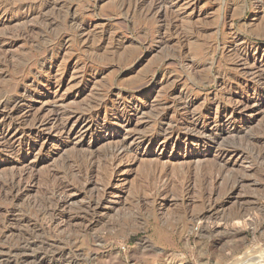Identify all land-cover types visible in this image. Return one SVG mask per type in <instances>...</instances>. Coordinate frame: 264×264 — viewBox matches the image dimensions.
<instances>
[{
    "label": "rangeland",
    "instance_id": "1",
    "mask_svg": "<svg viewBox=\"0 0 264 264\" xmlns=\"http://www.w3.org/2000/svg\"><path fill=\"white\" fill-rule=\"evenodd\" d=\"M169 1L0 0V120H69L67 130L78 118L99 123L83 140L54 135L50 125L21 144L12 143L14 129L0 136V253L30 240L29 253L43 255L9 264H53L61 249L63 264H242L264 249V6ZM250 101L259 111L236 117L243 133H227L233 122L213 125L217 111ZM124 107L139 111L133 121L120 117ZM194 126L218 130L220 140ZM164 135L206 145L164 147ZM117 142L127 151L114 163ZM193 150H210L209 159L189 162ZM13 176L24 186L17 202L7 196ZM53 189L61 199L74 195L63 219L80 222L64 232L45 226L58 201ZM107 189V225L84 230L86 204ZM202 223L227 234H201Z\"/></svg>",
    "mask_w": 264,
    "mask_h": 264
},
{
    "label": "bare ground",
    "instance_id": "2",
    "mask_svg": "<svg viewBox=\"0 0 264 264\" xmlns=\"http://www.w3.org/2000/svg\"><path fill=\"white\" fill-rule=\"evenodd\" d=\"M169 1V0H168ZM170 2V1H169ZM263 2H264V0H257L256 1V5L258 6V5H260L261 7L262 6H264V4H263ZM170 4V3H169ZM259 8V7H258ZM31 15V14H30ZM22 16V15H21ZM189 29V28H188ZM192 30V29H191ZM187 32V31H186ZM233 46H231V47H229V49L231 50V48H232ZM242 67V66H241ZM255 71V70H254ZM260 98V97H259ZM7 99V98H6ZM8 100V99H7ZM16 101V100H15ZM7 102H9V101H7ZM248 102V101H247ZM12 103V102H11ZM13 105V104H12ZM108 105V104H107ZM121 105V104H120ZM186 105V104H185ZM257 105L258 104H256L255 102H251L250 101V103H245V102H239V104L235 107V108H233L231 111H217L216 113H217V118H216V120L217 121H214V123H213V125L214 126H216L217 127V125L218 124H224L223 126H225V125H227V124H230V123H232L233 122V124H232V130L233 131H230V132H227V133H230V134H232V133H234V134H240L241 132H242V129H240L239 127H237V125H236V123H235V119H236V117L238 116V115H243V119H248V120H253L254 118H253V115H252V113H256V111L258 110L259 111V109L257 108ZM104 105H101V106H98V108L100 109V108H102ZM97 107V106H96ZM9 108V107H8ZM109 108V107H108ZM141 108V107H140ZM0 109H2V106H1V108ZM119 109V108H118ZM186 109V108H185ZM248 109H250L251 110V112H249V111H247ZM123 110H124V112L123 113H120L119 115H120V117L122 118V119H126V121H128L129 120V122H131V121H133V119L135 118V116L138 114V110H137V108H129V107H124L123 108ZM22 111V110H21ZM257 111V112H258ZM262 111V110H261ZM20 112V111H19ZM18 112V113H19ZM17 113V112H16ZM17 113V114H18ZM23 113V112H22ZM248 113V114H247ZM254 113V114H255ZM21 114V113H20ZM19 114V116H21ZM28 114V113H27ZM95 114V113H94ZM16 115V114H15ZM141 115V114H140ZM249 115V116H248ZM19 116H18V118H19ZM14 117H16V116H14ZM13 116H10V115H5L1 120H0V136L1 137H3L4 139H5V135L7 134V133H9L11 130H15V133H18L16 136H15V138H13L14 139V141L12 142V143H14V142H19L20 144L23 142V140H26V139H30V134L32 133V132H40L42 129H44V127L45 126H47L48 127V125H50L49 127H51V131H52V134H54V135H56V134H58L59 136L61 135V134H65L68 138H70V137H72V136H79V138L81 139V140H83V139H87V137H93L96 133H97V131H98V129H99V123L98 122H96V121H94L93 119H94V117H93V119H91V116H89L88 117V120L86 119V118H78V120L77 121H75V123L73 124V126L71 127V129L70 130H67V125H68V122H69V120H62L60 123L59 122H57L56 121V119H54V120H49V121H47V120H40V119H38V118H34V120L33 121H31L32 123L31 124H28L27 122H29V121H26V117L24 118V117H22V118H20V120H18V121H16L15 120V118H14ZM71 118V117H70ZM17 119V118H16ZM31 119H33V118H31ZM43 119V118H42ZM200 119L201 118H199V119H195L194 121V125H197L198 126V124H199V122H200ZM204 119V118H203ZM193 120V119H192ZM202 120V119H201ZM60 121V120H59ZM250 122V121H249ZM190 124V123H189ZM184 124H182L181 126H183ZM236 125V126H235ZM69 126V125H68ZM201 127V126H200ZM215 127V128H216ZM214 128V129H215ZM47 129V128H46ZM194 129L195 130H193V132L194 131H197L199 134H201V135H203V136H205V137H207L210 141H212V142H214L215 141V144L217 143V140H220V134L219 133H217L216 131H218V130H213V131H211V132H205V131H201V130H198L197 129V127L196 126H194ZM218 129V128H217ZM229 129V128H228ZM46 131V130H45ZM50 131V130H49ZM170 131V130H169ZM227 131V130H226ZM185 132V131H184ZM216 132V133H215ZM219 132V131H218ZM174 133H176V132H174ZM223 133H225V130H224V132ZM226 133V134H227ZM243 133V132H242ZM178 134V133H177ZM222 134V133H221ZM8 135V134H7ZM19 135H20V137H19ZM161 135V134H160ZM170 135V134H169ZM238 135L236 136V137H238ZM27 136L29 137V138H27ZM230 136V135H229ZM66 137V138H67ZM164 142H163V145H164V147H166V146H168V145H173L174 147H177V149L178 148H181L182 146H181V144L182 143H184L185 142V144L187 145V144H189V143H194L193 145H195L196 147H198V148H201L202 147V143L204 142L203 141V139L200 137V138H196V137H190V136H182V135H177L176 137L175 136H165L164 135ZM233 137H234V135H233ZM26 138V139H25ZM72 138H74V137H72ZM223 140V139H222ZM206 142V141H205ZM204 142V144L206 145V143ZM25 143V142H24ZM118 143V145H117V147H116V149L114 148V152L113 153H119L118 155H116L115 156V161H113L112 160V162H116V159L117 158H119L120 157V153H124V152H126L127 151V144L125 145L124 144V142H117ZM117 143H115V144H117ZM16 144V143H15ZM214 144V143H213ZM23 145V144H22ZM28 146V150H31L32 148H33V145H31V147H30V145L28 144L27 145ZM115 147V146H114ZM215 148H216V146H214ZM34 149V148H33ZM62 149V148H61ZM116 150V151H115ZM198 150V149H197ZM217 150V149H216ZM78 151V150H77ZM76 151V152H77ZM215 151V150H214ZM112 152V151H111ZM73 154H75V153H73ZM217 154V153H216ZM110 155V154H109ZM113 155V154H112ZM121 156H122V154H121ZM210 156V150H208V151H206V152H201V151H197V152H194V150L193 151H190V154H189V162H196L197 163V161L199 162L201 159H206V158H208ZM218 156L220 157V160L221 161H225V162H228L227 164H229V163H231V162H229L230 161V159L231 158H229L228 159V157L230 156V154L228 153V152H222V153H218ZM217 156V157H218ZM74 157V156H73ZM78 157V156H77ZM113 157V156H112ZM123 157V156H122ZM121 157V158H122ZM213 157V156H212ZM216 157V158H217ZM174 158V157H173ZM209 159V158H208ZM118 160V159H117ZM203 161V160H202ZM182 162V161H181ZM180 162V163H181ZM224 162V163H225ZM236 162H238V160H236L235 161V163ZM92 163V162H91ZM172 163V162H171ZM135 164V163H134ZM174 164V163H173ZM132 165V164H131ZM225 166V165H224ZM227 167V166H226ZM12 183H11V188H9L10 189V191H9V193L8 192H6V195H7V193H8V198H12L13 199V201H15V202H17L18 200L20 201V199H21V197H22V195H23V187H22V182H21V179H19V178H16V176H13L12 178ZM7 182H8V180H6ZM89 182V181H88ZM120 182V181H119ZM112 183V182H111ZM4 184V183H3ZM61 183H59V185H60ZM65 184V183H64ZM66 184H68V183H66ZM113 184V183H112ZM2 185V184H1ZM5 185V184H4ZM58 185V186H59ZM72 185V184H71ZM9 186H10V184H9ZM61 186H62V184H61ZM60 186V187H61ZM115 186H117V187H119V185H115ZM7 187V186H6ZM65 187V186H64ZM67 187V186H66ZM72 187V186H71ZM109 187V186H108ZM112 187V186H111ZM116 187V188H117ZM1 188H3V187H1ZM5 188V187H4ZM113 188V187H112ZM162 188V187H161ZM165 188V187H164ZM7 189V188H6ZM59 189H61V188H59ZM54 190L55 189H53V191L52 192H54ZM65 190H67V188L65 189ZM69 190V189H68ZM72 190H73V188H72ZM119 190V189H118ZM147 190V189H146ZM1 191V190H0ZM6 191V190H5ZM4 191V192H5ZM163 191V190H162ZM61 192V190H57V191H55L54 192V194H53V196H55L57 199H58V201H57V203H55V204H57L56 206H55V209L54 208H52V209H54V213L53 214H51V219H49L48 220V222H47V220H46V223H45V226L46 227H49V228H51V229H54V230H58L59 229V231H60V229H64V230H62L63 232L64 231H66V229H65V226H68V227H71V226H73V224H74V222L75 223H77L80 219H78V217H73V215L71 216V215H67V217H66V219H63V217L64 216H66V214L68 213V211L70 210H68L67 209V207L68 206H70V205H72L73 204V200H74V198H73V194L71 193V194H69L68 192H71V189H70V191H66L67 192V195H65L66 197H65V199H61L60 198V194L63 192V190H62V192ZM160 192H161V190H160ZM165 192V191H164ZM26 193V192H25ZM64 193V192H63ZM1 194H3V193H1ZM5 194V193H4ZM75 194V193H74ZM99 194V193H98ZM107 194H108V189L107 190H105L104 191V193L101 195L100 194V196H101V198H97V200L96 201H94V202H89V205L87 206V204H86V212L88 211L90 214V218H87V219H89V223H87L88 221L87 220H85L86 221V223H87V225H86V228L84 229V230H89V231H92L93 229H96L97 227H99V226H102L104 223H105V220H106V217H107V215H108V212L109 211H112V209L113 208H109V207H107V205H106V203H105V197L107 196ZM5 195V196H6ZM26 195V194H25ZM73 195V196H72ZM161 195V194H160ZM6 196V197H7ZM99 196V197H100ZM64 197V196H63ZM96 197V196H95ZM48 198V197H47ZM54 199V198H53ZM51 200V199H50ZM7 201V200H6ZM230 201V200H229ZM49 202V201H48ZM54 202H55V200H54ZM38 203V202H37ZM50 203V202H49ZM48 204V203H47ZM40 205V204H39ZM52 205V204H51ZM85 206V205H84ZM230 206V205H229ZM228 206V204H224L222 207L224 208V210H225V208L226 207H229ZM233 206V205H232ZM44 207V206H43ZM82 207V206H81ZM46 208V207H45ZM49 207H47V209H48ZM71 208V207H70ZM232 208H234V207H232ZM42 209V208H41ZM51 209V210H52ZM50 209H49V211H51ZM73 210V209H72ZM219 210V209H218ZM3 211V210H2ZM21 211V210H20ZM19 211V212H20ZM79 211V210H78ZM82 211V210H81ZM17 212V211H16ZM18 212V213H19ZM75 212H76V210H75ZM213 212V211H212ZM214 212H215V210H214ZM22 213V212H21ZM28 213V212H27ZM38 213V212H37ZM49 213V212H48ZM206 213H208V212H206ZM16 214V213H15ZM23 214V213H22ZM35 215V214H34ZM81 215L83 216V214H82V212H81ZM85 215V214H84ZM213 215V214H212ZM217 215V214H216ZM14 216V215H13ZM23 216V215H22ZM46 216V215H45ZM77 216V215H76ZM207 216V215H206ZM209 216V215H208ZM58 217H61L62 219H63V221H62V219H58ZM81 217V216H80ZM200 217V216H199ZM199 217H197V218H199ZM203 217V216H202ZM212 217V216H211ZM216 217V216H215ZM29 218V217H28ZM48 218V217H47ZM50 218V217H49ZM217 218V217H216ZM24 219V218H23ZM81 219L83 220V218L81 217ZM29 220V219H28ZM198 219H196V221H197ZM208 220V219H207ZM206 220V221H207ZM209 220H212L211 218L209 219ZM23 222H25V220H22ZM201 221H202V219H201ZM201 221H200V223H201ZM204 221V220H203ZM217 221V220H216ZM21 222V221H20ZM33 222V221H32ZM80 222V221H79ZM83 222V221H82ZM198 222H199V220H198ZM212 222V221H211ZM3 223V222H2ZM33 223H35V222H33ZM212 223H215V222H212ZM227 223V222H226ZM23 224V223H22ZM25 224V223H24ZM23 224V225H24ZM28 224H29V222H28ZM38 224V223H37ZM59 224H63L62 225V227L61 226H59ZM81 224V223H80ZM79 224V225H80ZM83 224V223H82ZM81 224V225H82ZM106 224V223H105ZM195 224V223H194ZM203 224V223H202ZM201 224V225H202ZM209 223H204L203 225H202V227H200V226H198V228H199V231H200V233L202 234V233H205V234H210V235H214V234H216V235H226L227 234V232H225V230H222V231H219V229L217 230L216 229V226L214 227V228H211V226L210 225H208ZM232 224V223H231ZM231 224H229V225H231ZM20 225V224H19ZM18 225V226H19ZM43 225V224H42ZM107 225V224H106ZM200 225V224H199ZM226 225V224H225ZM10 226V225H9ZM12 226V225H11ZM17 226V225H16ZM78 226V225H77ZM197 226V225H196ZM195 226V227H196ZM227 226V225H226ZM7 227H8V225H7ZM29 227V226H28ZM31 227V226H30ZM34 227V226H33ZM32 227V228H33ZM35 227H36V225H35ZM80 227V226H79ZM105 227V226H104ZM213 227V226H212ZM232 226H230V228H231ZM1 228H3V227H1ZM4 228H5V226H4ZM17 228V227H16ZM38 228H40V227H38ZM226 228V227H225ZM5 229H8V228H5ZM15 229V228H14ZM18 229H19V227H18ZM24 229H26L25 227H24ZM197 229V228H196ZM196 229H195V231H196ZM223 229V228H222ZM233 229V228H232ZM29 230V229H28ZM37 229L35 228V231H36ZM53 230V231H54ZM198 230V229H197ZM234 230H235V228H234ZM239 230V229H238ZM2 231H3V229H2ZM17 231V230H16ZM34 231V232H35ZM38 231V230H37ZM88 231V232H89ZM193 231V230H192ZM198 231V232H199ZM228 231H231V230H228ZM8 232V231H7ZM13 232H14V230L13 229H10L9 230V233H10V235H12L13 234ZM25 232V231H24ZM31 232V231H30ZM51 232H52V230H51ZM56 232V231H55ZM67 232H70V231H67ZM232 232V231H231ZM48 233V232H47ZM66 233V232H65ZM71 233V232H70ZM69 233V234H70ZM77 233V232H76ZM193 233V232H192ZM16 234V233H15ZM25 234V233H24ZM53 234V233H52ZM57 234V233H56ZM194 234V233H193ZM196 234H197V232H196ZM230 234V233H229ZM9 234H7V236H8ZM17 235V234H16ZM15 235V236H16ZM54 235V234H53ZM199 235V234H198ZM18 236H20V235H18ZM39 236V235H38ZM40 236H42V235H40ZM209 236V235H208ZM20 237H23V236H20ZM199 237H201V235L199 236ZM204 237H206V236H204ZM10 238V237H9ZM25 238V237H24ZM30 238H31V236H30ZM42 238V237H41ZM215 238V237H214ZM6 239H8V238H6ZM18 239H19V237H18ZM211 239V238H210ZM15 240V239H14ZM4 241H6V240H4ZM22 241V240H21ZM24 242H23V246L22 247H20V246H18V248H17V245H16V248L17 249H13V250H11V251H8V254L6 255L5 254V252L3 253H0V264H9V263H11V262H14V261H20V262H29V261H31L32 260V262L31 263H37V262H39L38 260H43V258H42V256L41 255H39V253L38 252H34V255H32L31 253L33 252L31 249L35 246V242H33L32 241V243L30 242V240H23ZM53 241V240H52ZM69 242V241H68ZM67 242V243H68ZM4 243V242H3ZM6 243V242H5ZM14 243V242H13ZM12 243V244H13ZM58 243V242H57ZM66 243V242H65ZM47 244H48V242H47ZM14 245H15V243H14ZM20 245V244H19ZM38 245V244H37ZM54 245H56L55 243L53 244V245H51V244H49V246H51L52 248H55V247H53ZM72 245V244H71ZM41 246V245H40ZM60 246H61V243H60ZM69 246V245H68ZM12 247V246H11ZM46 247H48V246H46ZM50 247V248H51ZM64 247V246H63ZM37 248V247H36ZM50 248H49V250H50ZM3 249V248H2ZM34 249V248H33ZM57 249V248H56ZM48 250V251H49ZM1 251V250H0ZM23 251V253H21ZM31 252V253H29V254H31V255H26V254H24L25 252ZM50 251H52V249L50 250ZM49 251V252H50ZM58 251V250H57ZM70 251H71V248H70ZM47 252V251H46ZM53 252H54V249H53ZM55 252H56V250H55ZM69 252V251H68ZM251 253H253L252 254V256H248V258L246 259V262H242V264H264V249H261V248H259V250H257L256 249V251H254L253 252V250H252V252ZM250 253V254H251ZM47 254V253H46ZM52 254V253H51ZM54 254V253H53ZM57 255H58V258H57V260H56V262L54 261V260H51V261H53L54 263L53 264H63V262L65 261V258H66V256H67V254H66V251L65 250H63V249H61L60 251H58V253H57ZM52 256V255H51ZM56 256H54V258H55ZM251 257V258H250ZM56 259V258H55ZM78 259V258H77ZM49 260V259H48ZM66 260H68V259H66ZM66 262V261H65ZM40 263V262H39ZM49 263V262H48ZM20 264V263H19ZM173 264H174V262H173Z\"/></svg>",
    "mask_w": 264,
    "mask_h": 264
}]
</instances>
